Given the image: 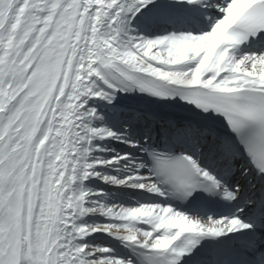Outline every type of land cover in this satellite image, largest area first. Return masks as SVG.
I'll list each match as a JSON object with an SVG mask.
<instances>
[{"label":"snow or ice","instance_id":"obj_1","mask_svg":"<svg viewBox=\"0 0 264 264\" xmlns=\"http://www.w3.org/2000/svg\"><path fill=\"white\" fill-rule=\"evenodd\" d=\"M0 264H264V0H0Z\"/></svg>","mask_w":264,"mask_h":264}]
</instances>
